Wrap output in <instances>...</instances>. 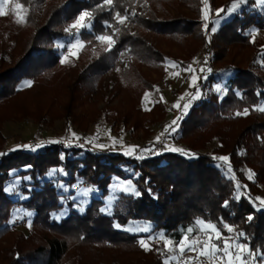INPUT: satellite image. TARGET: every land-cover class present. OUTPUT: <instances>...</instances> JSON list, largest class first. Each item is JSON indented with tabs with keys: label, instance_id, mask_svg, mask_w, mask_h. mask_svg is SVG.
<instances>
[{
	"label": "trees",
	"instance_id": "1",
	"mask_svg": "<svg viewBox=\"0 0 264 264\" xmlns=\"http://www.w3.org/2000/svg\"><path fill=\"white\" fill-rule=\"evenodd\" d=\"M41 1L18 0L28 9V28L20 40L0 29V106L26 96L39 101L45 89L57 87L54 83L59 77L58 85L70 101L79 83L88 97L100 90L104 75L116 66L118 53L127 48L131 64L120 73L123 87L132 91L136 87L139 92L150 90L154 81L141 77L139 66L162 76L161 65L166 58L186 67L205 42L200 21L204 0H114L115 9L111 12L96 7L101 0H62L45 6L36 18V6ZM257 1L260 0H207L214 14L215 9L230 8L234 2L243 5L208 42L215 49L216 62L230 56L226 69L233 74L225 82V94L219 97L212 89L217 70L211 69L200 81L205 98L192 103L185 113L180 110V131L175 140L183 145V153L164 148L157 155L143 153L144 158L137 159L119 151L50 142L35 150L0 151V264H164L166 255L159 246L152 244L153 250L145 251L138 243L140 235L125 230L134 222L150 224V234L161 233L175 244L195 221H210L225 238L232 237L264 252V204L259 189V185L264 186V111L257 110L264 108V37L251 42L247 34L251 29H264V12L257 9ZM180 5L188 9L187 13L176 11L167 17V7ZM135 8H139L138 13L134 18L128 17L126 26L116 23L115 11L129 16ZM82 11L94 16L91 27L80 33L85 47L94 42L96 34L112 35L119 28L114 34L116 44L111 52L94 57L81 70L59 69L55 41L69 36L65 27ZM160 12L165 15L159 17ZM105 21L114 27L106 28ZM145 34L163 37L167 45L176 47L184 56L160 50ZM237 55L241 60L234 62ZM24 80L33 83L18 89ZM26 105L20 109L23 115L28 114ZM244 108L249 109L248 115H235ZM117 112L122 123L128 119L125 108ZM10 115L0 113V122L12 119L14 115ZM1 138L0 135V142ZM209 145H213L210 154L200 153ZM139 151L140 148L137 155ZM216 155L229 156L226 166L230 164L234 178L217 167L213 158ZM244 168L253 173L252 181L246 178ZM52 169H62V180L68 187L81 181L96 188L98 196L92 197L80 213L73 209L70 193L67 216L53 221L51 215L64 207L58 189L45 180ZM12 171L28 178L24 200L14 201L5 192ZM112 178L130 181L141 195L119 194L106 213L101 209L105 208ZM235 181L242 192L238 197ZM16 206L31 219L27 236L16 233L7 223ZM117 224L121 227L117 228ZM226 226L232 227L233 232L229 233ZM238 233L243 235L237 240ZM111 249L114 256L107 254ZM127 259L130 262H125Z\"/></svg>",
	"mask_w": 264,
	"mask_h": 264
},
{
	"label": "rangeland",
	"instance_id": "2",
	"mask_svg": "<svg viewBox=\"0 0 264 264\" xmlns=\"http://www.w3.org/2000/svg\"><path fill=\"white\" fill-rule=\"evenodd\" d=\"M59 1L62 0L41 1L40 4L36 6V18L40 16L42 9L45 6L54 5ZM17 3H19L18 0H10L9 3L4 4L3 0H0V7H3L6 12V15L0 16V29L6 32L9 36L14 35L16 39L20 40L26 33L25 29L28 28L26 23L28 9L23 6L21 9L17 10ZM207 6L208 19H205V4H202L200 15L202 33L205 37V42L198 48L196 56H193L188 60L186 67H182L178 62L173 61L170 58H166L161 65L163 68V74L160 76V74L153 72L148 67L139 66L141 77H151L154 84L151 86L150 90L139 92V90L135 87V90L132 91L131 88L129 89L123 87V82L120 77V73L127 70L131 64L127 48L122 51L124 55L118 57L115 68L104 75L98 92H94L87 97L86 89H84V86L79 83L75 87V92L72 93L73 101H70L69 95L66 91L58 85L61 82V78L59 77V81L55 80L57 84L56 82L54 83V86L57 87L45 89L39 101L36 99L34 100L32 96H26L25 99H15L14 102L9 101L8 104L0 106V113L6 112V115H8L7 117L11 116L10 114L14 115L12 116V119L0 122V135L2 137L1 140L3 139L2 142H0V151H8L10 149H24L27 151L32 148L38 149L36 148V145H41L42 143L50 142L52 140H71L72 146L70 147H75L78 143H83L84 148L101 150L94 147L93 144L86 143L85 141L88 139H92L97 143L105 144L107 147L102 150H108L111 152L119 151L124 153L128 150L129 146H139L138 148L140 149L154 146L156 149L157 145L156 143L154 144L155 138L160 136L161 133L164 132L165 128L180 115V110L185 113L183 108L176 109L173 105L176 103L183 105V103L188 102V97L185 96V93L195 94L197 92V89L193 88L191 84L192 75H196L198 77L197 83L200 91V98L191 101L190 106L192 103L199 102L205 98V90L202 89L200 81L205 78L208 72H201L200 69L203 68L206 70L210 68L212 70H217V75L214 77L215 84L212 85V89L219 97H223L225 94L227 90L225 82L233 74L231 71L226 69L227 65H229L230 56L225 55L219 62H216L214 59L215 49L212 48L208 42H210L212 34L217 31L219 26L222 23L229 21L243 5L239 4V7L234 12H228L221 18L215 17L214 12L211 11L208 4ZM256 7L259 11L264 12V0L257 1ZM138 9L139 8H135L131 11L128 17L134 18L132 13L134 12L137 14ZM187 10L188 9L183 5L178 7H167V11L169 13L167 17H171L176 11L187 13ZM164 15L165 13L162 14V12L158 14L159 17ZM127 21L128 19L122 26H126ZM70 24H68L65 28L69 27ZM205 25L208 26L207 29L205 28ZM213 27H215V31L211 30ZM86 29L88 30L89 28ZM72 31L73 33L75 32V30ZM247 34L251 37V42L258 41L261 37H264V29H251L247 32ZM145 35L149 37V39L156 46H158L160 50L169 52L175 56H184V54H180L178 52L176 47H170L167 45L163 37L151 36L148 34ZM75 40L76 37L74 35H69L66 39L55 41L56 47L59 51V69L76 68L81 70L89 64L94 57L104 53V49L107 47V45L94 39V42L88 46L89 48L86 46L79 51L78 57L70 56L66 63L61 64V59L67 55V46L70 43H74ZM60 45H64V47H60ZM245 56L247 57V55ZM233 60L234 62H237L238 60H241V57L237 55ZM189 68H191L192 71H186V69ZM59 69H56L58 73ZM26 81L29 80H24L22 82ZM22 82L18 86V89L21 90L30 87ZM146 92L149 93L147 100L144 99ZM182 96H185L184 100H180V97ZM25 105L27 107V115H23L20 110L21 106L23 108ZM122 107L125 108L128 113V119L123 123L119 120L118 117L120 116L117 114L119 113L117 112L118 109ZM169 107H172L175 111V115L168 112ZM152 110L155 112H152ZM179 131L180 129L177 126L176 131L170 132L166 139L162 137V139H165V142L176 145L169 147L184 148L183 145H180L175 140L179 135ZM72 133H75L80 139L74 140ZM113 138L117 141L115 147L112 146ZM60 144L65 145V143ZM25 145L31 147H24ZM212 146L213 145H209L206 149L200 150V153L207 155L210 154ZM145 154L150 156L157 155L156 152H146ZM214 157L219 156L216 155L213 156V158ZM123 169L127 170L130 175L132 174L131 170L126 168ZM53 170L54 169L50 170L49 174L45 177V180L51 182L62 195L61 203L64 208L51 215L52 220L57 222L61 218H65L67 216L68 208L66 204L70 201L71 197L73 201V209L82 213L83 210L81 211V209H84L92 197L96 198L98 196V192L96 188L90 187L81 181L76 182L73 187H68L62 180L65 177V173L63 171H56L53 173ZM243 170L247 179L250 173L253 174L247 168H244ZM17 173L18 171L10 172V179L5 183V192L12 200L21 201L26 198L23 190L26 188L25 183L28 182V178H23ZM248 180L252 181L253 175L252 179ZM126 182L128 181H123L118 178L111 179V183L108 187V196L104 200V211L106 213L110 212L111 207L119 194H126L122 191L128 186ZM235 182L237 184L236 196L238 197L242 195V192L239 186L240 184H238L237 181ZM21 186L23 187L22 192L19 190ZM84 188H90L92 190L85 195L83 192ZM259 189L261 191L260 198L262 201L264 200V186L259 185ZM70 193H72L71 197ZM21 214H26L28 220H31L28 213L24 211L23 208L16 206L12 210V215L7 223L9 228L14 230L16 233L27 236L30 233L31 227H28V220L24 223L20 220ZM143 227L152 228V226L148 223L134 222L129 224L125 230L129 233L140 235L139 240L146 238L145 236L147 235V237L161 236V233L150 234V232L145 233L137 231V229ZM194 235L195 233L190 234V236ZM166 241L168 240L163 237V239H152L150 240V243L151 245L155 244L159 246L163 253L165 255L167 254L170 264H224V262L220 261L218 258L213 259L211 257H200L198 255L199 248L195 253L185 252L183 255H180L178 251L173 250L175 244L171 243L169 248L166 249L164 247ZM236 243L237 241L232 238L233 249H235ZM109 251L111 252L107 254L114 256V254H112L114 249ZM116 259L119 260L118 257H116ZM127 261H129V259L125 262ZM163 262L165 264V260H163ZM249 264H257V262L255 260H250Z\"/></svg>",
	"mask_w": 264,
	"mask_h": 264
},
{
	"label": "snow or ice",
	"instance_id": "3",
	"mask_svg": "<svg viewBox=\"0 0 264 264\" xmlns=\"http://www.w3.org/2000/svg\"><path fill=\"white\" fill-rule=\"evenodd\" d=\"M4 4H7L10 2V0H3ZM240 2H244V0H240ZM205 3V19H208V6H207V0H204ZM23 6L19 3L16 4V8L17 10L21 9ZM96 7L100 10V11H104V10H108V11H114L115 6H114V0H101V3H99L98 5H96ZM239 7V3L234 2L232 4V6L230 8H219V9H215V14L218 18L221 17L222 13H225L226 11L229 13L234 12L237 8ZM6 15V12L4 11L3 7H0V16H4ZM133 16H135L136 14L133 12L132 13ZM94 18L93 13L90 11H82L75 19L74 21L69 25V27L65 28L64 31L66 33H68L69 35H74L76 37V40L74 43H70L67 46V55H65L62 59H61V64H64L67 62L68 58L71 57H78L79 51L82 50L85 47V42L80 38V33L81 30L85 29V28H90L91 27V21ZM114 19L116 21L117 24L119 25H124L126 20L128 19L127 14H122L120 11H115V16ZM105 26L108 29H112L114 26L108 22L105 21ZM207 25H205V28L207 29ZM72 30H75V32L73 33ZM212 31H215V27H213L211 29ZM115 32H119V28H115L114 29V33L112 35L110 34H96L94 36V39L101 42L102 44L107 45V47L104 49V51L107 52H111L113 47L116 44V40L114 39V34ZM60 47H64V45H60ZM119 56H123L124 53L123 52H119L118 53ZM119 70V69H117ZM186 71H192L191 68L186 69ZM201 72L207 71V72H211L212 70L209 69H200ZM198 77L196 75H192L191 76V84L193 88L197 89V92L195 94L192 93H185V96L188 97V102L183 103V105H181L180 103H176L173 105L174 108L176 109H181L183 108V110L186 112L189 107H190V102L197 100L200 98V91L198 88ZM25 83L27 86H31L32 81H26V82H22ZM149 96V93H145L144 95V99L147 100ZM185 96L180 97V100H184ZM163 99V98H161ZM259 111H264V108H259L257 109ZM249 114V109L248 108H244L243 111H237L235 113L236 116H241V115H248ZM179 119H181V117H177L176 119H174L172 121V123L170 125H168L164 132L161 133L160 136H157L155 138V143H159L163 148H165L167 151H173V152H184V149L181 148H175V147H169L166 143H165V139L167 137V135L170 132H175L176 131V127L178 124ZM72 137L74 140H79L80 138L76 136L75 133H72ZM162 137H164L165 139H162ZM88 144H93L94 147L99 148V149H105L107 146L105 144L102 143H97L92 139H88L85 141ZM50 143H65V146H72V141L68 140V141H61V140H52L50 141ZM117 141L115 138H113L112 140V146L115 147ZM41 145H36V147H40ZM76 146L78 147H83L84 144L83 143H78ZM24 147H31V146H27L25 145ZM139 146H129L128 150L125 151L123 154L125 156H134L137 159L140 158H144L143 157V153H153L156 152V154H158L157 150L155 149L154 146L152 147H147V148H142L139 151V154L137 155V149ZM31 150H35V148H32ZM195 154H192V156H194ZM63 158V155H62ZM214 159L218 160L220 163L217 165V167L222 168L225 172L231 174V172L233 171L232 168L229 166L226 167V164L229 163L230 158L229 156H219V157H214ZM27 167H30L27 166ZM56 171H62V169H54L53 173ZM252 175L253 174H249L248 179H252ZM127 183V187L124 188L122 191L126 194L129 195H134L139 197L141 195L140 191L134 187L130 181L126 182ZM64 187V186H62ZM92 189L90 188H84L83 192L86 195L89 191H91ZM262 204H264V200L261 201ZM228 201H225V206H227ZM83 209H81L82 211ZM101 211H104V209L102 208ZM249 220L252 219L251 216L248 217ZM28 227H31V220H28ZM198 226V227H197ZM117 228L121 227L119 224L116 225ZM227 227V231L229 233L233 232V228L230 226H226ZM137 231L139 232H150L151 229L149 227H143V228H139L137 229ZM185 235L182 237L181 240L175 242L174 245V249L175 251H178V253L180 255H183L185 252H197V249L199 248V252L198 255L200 257H211L213 259H219L220 261H223L224 264H249L250 260H255L257 262V264H264V252L257 250V249H253L250 248L249 246H247L245 243H239L237 242L235 245V249H233L232 247V238H225L222 235L221 230H219L215 224H213L212 222H205L203 220H198L194 222V226L193 227H188L185 230ZM195 233L194 236H190V234ZM214 234V235H213ZM243 233H238L237 234V240L239 239V236H242ZM152 239H163V234H161L160 237H146V238H142L138 241L139 245L145 250V251H152V245L150 243V240ZM172 242L166 241L164 244V247L167 249L169 248V245ZM189 259H194V258H189ZM165 264H170L169 259L167 258V254H166V259H165Z\"/></svg>",
	"mask_w": 264,
	"mask_h": 264
},
{
	"label": "built area",
	"instance_id": "4",
	"mask_svg": "<svg viewBox=\"0 0 264 264\" xmlns=\"http://www.w3.org/2000/svg\"><path fill=\"white\" fill-rule=\"evenodd\" d=\"M208 52V51H207ZM168 112L170 113V114H172V115H175V111L172 109V107H169L168 108ZM168 146H173V145H175V144H172V143H168V142H165ZM156 145H157V148H156V150H157V152H161L164 148L159 144V143H156ZM176 146V145H175ZM216 160V159H215ZM216 162H217V164H219L220 162L218 161V160H216ZM227 167V166H226ZM224 173H227V172H225L222 168H220ZM227 174H229V173H227ZM230 176H232L233 177V175H232V173L231 174H229ZM85 184V183H84ZM85 186H87V185H85ZM19 190L20 191H22L23 190V187L21 186L20 188H19ZM20 220L24 223L25 221H27L28 220V217H27V215L26 214H21V217H20Z\"/></svg>",
	"mask_w": 264,
	"mask_h": 264
}]
</instances>
